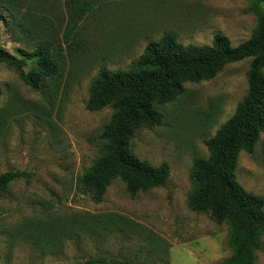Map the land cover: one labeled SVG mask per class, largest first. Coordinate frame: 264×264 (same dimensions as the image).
Instances as JSON below:
<instances>
[{
	"label": "rangeland",
	"instance_id": "rangeland-1",
	"mask_svg": "<svg viewBox=\"0 0 264 264\" xmlns=\"http://www.w3.org/2000/svg\"><path fill=\"white\" fill-rule=\"evenodd\" d=\"M65 0H0L1 47L33 51L68 23ZM21 23L23 27L16 25ZM257 19L248 0H106L80 25L78 47H65L60 76L32 91L13 69L0 65V176L27 171L31 183L13 184L0 200V264H78L100 256L134 264H225L231 228L189 208L194 161L208 158L204 144L235 114L248 92L252 60L227 66L214 80L187 84L175 102L158 107L161 127L141 129L136 156L166 163L165 187L135 198L120 180L95 204L79 179L101 157L99 140L112 108L87 110L101 70H129L150 42L173 34L184 46H210L216 35L237 47ZM14 27V28H13ZM13 31V32H12ZM264 73V72H263ZM237 177L264 197V135L253 155L241 153ZM256 264H264V237Z\"/></svg>",
	"mask_w": 264,
	"mask_h": 264
},
{
	"label": "trees",
	"instance_id": "trees-1",
	"mask_svg": "<svg viewBox=\"0 0 264 264\" xmlns=\"http://www.w3.org/2000/svg\"><path fill=\"white\" fill-rule=\"evenodd\" d=\"M105 1L65 0L68 23L61 39L56 41L58 36H51L33 51L17 49V55L0 45V65L13 69L27 87L40 92L45 83L60 76L59 61L65 47H78L81 23ZM248 2L257 19L256 27L250 39L237 47L220 34L210 46L202 47L184 46L175 35L167 34L157 42H150L129 70L104 69L98 73L89 90L87 110L98 113L112 108L113 115L99 135L103 145L101 157L79 179L81 191L95 204L103 202L117 180L125 184L132 198L165 187L170 177L169 165L154 167L140 160L132 147L137 133L161 127L164 116L158 107L175 102L185 93L187 84L212 81L227 66L252 60L246 96L234 116L204 142L208 158L196 159L191 173L194 191L189 195V208L208 214L218 225H230L232 256L225 264H256L260 240L264 237V197L246 191L237 177L240 154L253 155L264 135V0ZM0 23L14 30L3 14ZM9 120L0 114V127L7 126ZM32 179L33 175L27 171L2 174L0 200L13 184L20 181L29 184ZM78 264L134 263L90 256Z\"/></svg>",
	"mask_w": 264,
	"mask_h": 264
}]
</instances>
